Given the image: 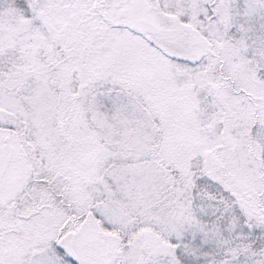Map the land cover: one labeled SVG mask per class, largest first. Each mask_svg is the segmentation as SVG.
Listing matches in <instances>:
<instances>
[{
	"label": "snow or ice",
	"instance_id": "1",
	"mask_svg": "<svg viewBox=\"0 0 264 264\" xmlns=\"http://www.w3.org/2000/svg\"><path fill=\"white\" fill-rule=\"evenodd\" d=\"M0 264H264V0H0Z\"/></svg>",
	"mask_w": 264,
	"mask_h": 264
}]
</instances>
